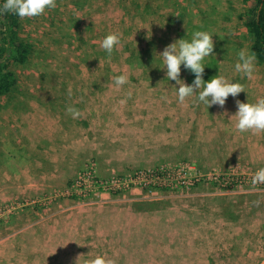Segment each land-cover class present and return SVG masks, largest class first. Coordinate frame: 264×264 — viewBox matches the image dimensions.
<instances>
[{
	"label": "rangeland",
	"instance_id": "obj_1",
	"mask_svg": "<svg viewBox=\"0 0 264 264\" xmlns=\"http://www.w3.org/2000/svg\"><path fill=\"white\" fill-rule=\"evenodd\" d=\"M55 2V8L23 19L24 36L34 50L25 66L16 70L15 89L0 96V264H83L97 254L114 264H256L264 256V188L240 180L264 167V131L241 133L235 128V118L228 120L237 110L231 95L223 108L207 109L193 104V98L179 103L173 87L178 85L166 79L158 61L153 63L154 53L167 44L190 38L194 30H207L213 34L215 55L205 58L203 78L209 80L218 72L239 80L246 92L235 98L241 102L247 96L249 101L264 97V65L255 62L251 77L234 70L236 54L249 42L240 20L245 11L242 0ZM110 32L118 34L120 42L108 56L101 42ZM120 74L128 76V83L118 88L112 78ZM180 76L189 84L194 78L183 65ZM68 107L78 110V115L73 116ZM167 108L186 117L190 114L187 119L195 126L187 142H179L182 137L175 125L165 126L170 124L168 118L159 114ZM129 109L145 113L140 117L153 115L143 120V127L121 118ZM111 125L117 128L115 146L123 145L125 155H168L173 163L122 172L102 166L95 152H116L105 144V130ZM178 164L229 175L235 183L198 185L197 190L123 185L118 193L103 190L102 194L86 181L78 187V175L90 168L98 181L112 174ZM195 190L242 198L240 204L236 202L237 212L227 214L230 219L243 215L234 232L246 246L231 244L233 252L228 255L215 239L223 253H208L206 238L199 237L195 254H165L160 249L163 237H158L156 211L170 205L187 208L193 199L206 196L193 195ZM113 200L119 213L134 212L132 228L119 220L109 230L110 224L84 218L87 208L98 213L93 208L100 205L103 210ZM143 209L149 215L137 213ZM204 218L196 221V229L211 224ZM148 221L147 233L143 228ZM212 224L222 229L220 222Z\"/></svg>",
	"mask_w": 264,
	"mask_h": 264
},
{
	"label": "crops",
	"instance_id": "obj_2",
	"mask_svg": "<svg viewBox=\"0 0 264 264\" xmlns=\"http://www.w3.org/2000/svg\"><path fill=\"white\" fill-rule=\"evenodd\" d=\"M164 110L162 113L159 115L162 116L164 113L165 119L169 121L170 124L165 123V126H173L175 125V128L177 132L180 134V137L178 139L179 142H187L188 139L190 138V133L192 128L195 126V124L190 125L192 123L191 120L187 119V117H190V114L186 115H181V113H177L170 108L167 109H162ZM132 110L129 109V111L125 112V118L121 117L123 119H128L130 122H133L132 120H135L134 122L140 123V125L143 126V120H150L149 113L146 117H140V116H145V113H137V112H132ZM155 114V112H154ZM156 116V115H155ZM197 116V115H196ZM195 116V117H196ZM200 118V117H197ZM203 121V117L200 118ZM177 121V123H176ZM147 122V121H146ZM205 123L207 120L205 119ZM144 127V126H143ZM117 130L116 127H112V125L109 128V131L106 129L105 132H108L105 137V144L109 149H115L116 152L112 150V153L109 155L104 153L103 150H98L95 152V157L100 159V163H102V166H107L111 167L113 170L122 172L128 168H138V167H152L157 165L158 163L166 162V163H173L171 162L172 157L168 155H163V157H135L133 155H125V149H122L124 146L123 145H116L117 141L113 137L114 132ZM116 134V133H115ZM133 135V133H131ZM165 136H168L167 134ZM166 138V137H165ZM126 140H129L128 138ZM121 141V139L119 140ZM106 145L104 146V149L106 148ZM121 151L122 155H117L118 152ZM114 153V154H113ZM114 155V156H113ZM79 165V163H78ZM77 165V167H78ZM204 185V184H201ZM199 185V186H201ZM202 187V186H201ZM200 187V188H201ZM195 189V188H194ZM197 190V187H196ZM196 190L194 192H196ZM199 190V188H198ZM202 191V190H200ZM193 195L196 196H205L201 197L199 199L196 198V200H192L190 205L187 204L189 207H182L181 205H170L168 207H163L159 208L156 213L158 214V237L161 238L163 237V245L160 243L159 247L160 249L165 252V254H181V253H198V242L197 239L200 237L201 239H205V247L206 251L208 253L218 252L223 253L222 249L226 251V254L230 255L232 251V246H239L242 244H245L246 242L242 239L239 238V233L234 232L235 226H236V221L239 222V220L243 217V215H239V217H236V215L233 216V218H228V214L232 215L233 212H237V206L238 204L236 202H239V204L243 201L242 198L240 199L239 197H235L236 195H232L229 193H218V194H211L209 192H196ZM210 196V197H207ZM215 197V198H213ZM117 200H113V202L108 203L107 207H105L103 210L100 209V205H97L96 208L98 213H93L91 211V208L88 210V208L85 210V215L84 218H86L88 221L97 219L100 221V223H106V225L110 224V229L111 230V224L116 221H124L125 222V227H128L127 224L130 225L132 228L133 224V214L134 212L131 211L130 209V214L129 212H126V214L119 213L116 210V204L114 202ZM134 203V200H131ZM129 207L132 205L127 203ZM259 204V203H258ZM233 207V211L230 209ZM146 210V211H145ZM143 210H138L137 213H141V215H149V211L147 209ZM127 211V209H126ZM228 213V214H227ZM257 214V212H256ZM140 215V214H138ZM95 216V217H93ZM261 216L264 218V213L261 214ZM99 217V219H98ZM198 217V218H197ZM205 217V221L207 223H211L210 225L206 224L205 228L198 230L199 227H196L199 225L196 221L197 220H202V218ZM163 219V221L161 220ZM171 221H174L172 225H170ZM220 222L222 225V229L219 227V225L214 226L212 223L214 222ZM150 228V223L145 222L143 230L149 231ZM107 229V227H105ZM215 229V231H213ZM237 234L238 237L235 238L234 234ZM67 236H69L67 234ZM218 239V243H222V249L218 244L214 243V240ZM222 240V241H221ZM231 246V247H229ZM229 249H231L230 252ZM214 254V253H213ZM225 259V258H224ZM229 260V259H225ZM258 263V261H257ZM256 263V264H257Z\"/></svg>",
	"mask_w": 264,
	"mask_h": 264
},
{
	"label": "clouds",
	"instance_id": "obj_3",
	"mask_svg": "<svg viewBox=\"0 0 264 264\" xmlns=\"http://www.w3.org/2000/svg\"><path fill=\"white\" fill-rule=\"evenodd\" d=\"M56 7L55 0H0V14L11 13L18 17L38 16L46 9ZM120 36L114 32L107 33L101 42V47L108 56H111L114 46L119 44ZM215 55L213 34L207 30H194L190 38H179L167 44L162 51L154 53L153 63L158 61L160 69H165L166 79L174 81L175 95L179 103H184L186 98H193L192 103L203 105L207 109L212 105L221 108L231 95L235 100L236 112L229 115L228 120L235 118V128L241 133L264 131V97L246 102L235 99L241 92H245V85L239 80L233 81L218 72L209 80H205V58ZM234 70L243 77H251L255 70V54L242 48L237 54ZM181 65L191 74L192 82L186 83L181 78ZM114 85L120 87L128 83L126 74L116 75L112 78ZM246 93V92H245ZM124 101H121L123 103ZM73 116L78 115V110L68 107L66 109ZM264 183V167L258 168L253 177L252 184ZM83 264H114L103 254H97L90 259H85Z\"/></svg>",
	"mask_w": 264,
	"mask_h": 264
},
{
	"label": "trees",
	"instance_id": "obj_4",
	"mask_svg": "<svg viewBox=\"0 0 264 264\" xmlns=\"http://www.w3.org/2000/svg\"><path fill=\"white\" fill-rule=\"evenodd\" d=\"M242 3L245 11L240 20L249 41L247 50L255 54L257 64L264 65V0ZM24 18L7 12L0 14V96H8L15 89L16 70L25 66L34 50L31 40L24 36Z\"/></svg>",
	"mask_w": 264,
	"mask_h": 264
},
{
	"label": "built area",
	"instance_id": "obj_5",
	"mask_svg": "<svg viewBox=\"0 0 264 264\" xmlns=\"http://www.w3.org/2000/svg\"><path fill=\"white\" fill-rule=\"evenodd\" d=\"M96 171L90 168L88 171L78 175V187L85 186V181L90 185H96L101 194L104 191L107 193H118L123 185L135 186L138 185L141 190L154 187L158 189H190L201 184H214L219 186H231L234 182V177L229 175L221 176V174L213 172H203L196 170L189 164L178 165H161L154 169H139L127 175H111V177L96 181ZM253 175L242 177L241 183H252ZM238 181V179H236ZM257 186L264 188V183H258ZM85 188V187H84ZM104 190V191H103ZM149 192H157L151 191ZM257 264H264V256Z\"/></svg>",
	"mask_w": 264,
	"mask_h": 264
}]
</instances>
